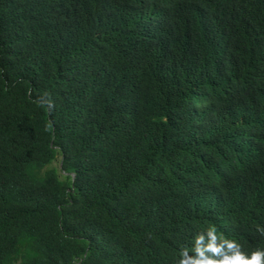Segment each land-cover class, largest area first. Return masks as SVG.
I'll return each instance as SVG.
<instances>
[{
    "label": "trees",
    "instance_id": "obj_1",
    "mask_svg": "<svg viewBox=\"0 0 264 264\" xmlns=\"http://www.w3.org/2000/svg\"><path fill=\"white\" fill-rule=\"evenodd\" d=\"M115 2L0 0V264H173L170 232L186 220L226 218L246 196L264 203V182L227 175L243 149L264 156V91L245 103L242 124L201 125L178 100L183 86L152 107L161 86L136 56L156 35L123 22ZM227 2L209 12L180 0L178 13L241 29L234 84L264 86V0H247L245 13ZM161 68L168 86L183 72L170 59ZM52 138L74 182L44 171Z\"/></svg>",
    "mask_w": 264,
    "mask_h": 264
},
{
    "label": "clouds",
    "instance_id": "obj_2",
    "mask_svg": "<svg viewBox=\"0 0 264 264\" xmlns=\"http://www.w3.org/2000/svg\"><path fill=\"white\" fill-rule=\"evenodd\" d=\"M196 1L202 9L211 12L212 3L221 0ZM179 2L180 0L115 2L116 12L119 16L121 13L123 22H133L135 28H143L148 33L156 35L143 43L140 53L144 56H136V59H141L151 67L154 80L161 86L151 98L153 101L151 106L157 107V104L168 100V96L162 95L163 91L169 94L170 89L178 91L183 86L178 100L184 104L188 102V109L193 105L196 107L193 113L198 121H202L201 125L219 121H225L230 125L233 119L242 124L241 110L246 107L245 103L251 95L253 101L256 93L264 91V86L260 83H255L254 87L249 85L244 90L234 84V65L238 64L229 51L234 43H243V31L240 29L233 32L230 24L219 23V26L198 20L192 21L190 25L184 22L178 13ZM227 3L231 6V13L247 12V0H229ZM236 17L247 16L239 14ZM256 38L250 35L252 41ZM131 58L130 56L128 59ZM168 59L183 67L182 74L172 86L164 83L166 79L161 68L164 60ZM124 78L126 80L121 82L122 86L132 89L136 81ZM188 79H192L189 85ZM54 132L55 126L52 127V133ZM92 140L96 144L94 132ZM50 147L56 154L44 171L55 168L61 179L71 175L74 182L75 172L64 168V159L69 156L65 157L62 144L55 143L52 138ZM228 172L227 175L232 179V174L239 177L241 186L250 187L257 182H264V156L253 150H249L247 154L243 149L237 164ZM5 173L0 169V180ZM67 190L74 193L73 186ZM72 203L73 198H70L57 206L67 207ZM49 204L48 212L51 208ZM218 217V221H214L209 213L201 217L192 216L186 220L181 232L177 231L176 236L174 232H170L173 264H264V203H258L251 196H246L242 204L226 218L220 215ZM167 235L168 233L165 234Z\"/></svg>",
    "mask_w": 264,
    "mask_h": 264
}]
</instances>
